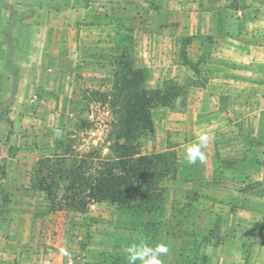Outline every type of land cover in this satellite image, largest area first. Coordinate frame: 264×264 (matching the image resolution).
Instances as JSON below:
<instances>
[{"label": "crops", "instance_id": "0c3cea01", "mask_svg": "<svg viewBox=\"0 0 264 264\" xmlns=\"http://www.w3.org/2000/svg\"><path fill=\"white\" fill-rule=\"evenodd\" d=\"M4 1L0 4L5 17ZM24 4L33 8V14L19 16L17 24L36 25L21 33L15 48L20 55L18 90L10 107L49 104L54 101L52 87H65L70 103L86 102L92 96L110 99L117 60L124 54L133 69L144 73L147 90L168 82L184 91V106L174 111L164 107L161 122L165 131L191 139L175 147L163 146L159 152L198 143L201 133L207 132L214 136L205 149L207 166L219 156L226 167H244L239 161L254 153L259 171L246 169L264 182L263 146L248 150L240 142L245 136H254L255 142L264 137V0H29ZM13 35L18 36L17 29ZM227 135L238 138V154L232 157L217 155L223 150L217 139ZM229 149L224 147L227 153ZM14 161L17 168L23 167L24 160ZM25 179V173L21 178L12 176L15 183L26 185ZM20 188L5 192L4 197L0 194V264H41L39 239L32 238L39 223L35 215L40 198L37 192ZM229 242L234 243L231 260L243 264L242 245ZM174 255L176 264L180 252ZM51 259L43 264H64L60 255Z\"/></svg>", "mask_w": 264, "mask_h": 264}, {"label": "rangeland", "instance_id": "374dc122", "mask_svg": "<svg viewBox=\"0 0 264 264\" xmlns=\"http://www.w3.org/2000/svg\"><path fill=\"white\" fill-rule=\"evenodd\" d=\"M6 1L7 5L13 7L16 21L19 16L27 15L33 10L28 5H22L29 0ZM2 7L0 4V107L6 112L12 125L9 128L4 124L1 111L0 194L4 197L5 192L9 194L16 187H21V190L35 191L39 195L35 215L39 223L34 227L32 238L39 239L38 252L43 255L38 259L41 264L47 260L52 261V257L59 255L64 264H100L107 255L124 258L128 264L126 248L141 242L150 247L157 244L169 247V253L160 257L162 264L165 261L173 264L175 252H180V259L176 264H241L231 260L234 243H230V240L242 245L243 264H264V182L257 181L246 169L257 171L254 153H248L239 161L245 168L226 167L225 161H221L217 155L232 157L238 154V138L232 135L217 139L223 152L216 155L211 166L206 165L208 160L203 164L199 161L189 164L185 160L186 147L159 152L163 146L175 147L191 139V136L182 135L178 131L164 130L161 122L164 114H161L165 106L159 103L153 104L151 108L154 131L152 135L140 140V152L143 155H155L165 175L166 194L161 217L148 216L145 226L140 228L129 222L130 216L115 206L102 203L91 205L85 213L60 209L54 217L45 218V215L51 214H45L48 203L42 193L31 187L37 161L62 156L65 151L71 153L66 157L92 155L101 160L111 159L110 146L115 142L113 123L118 108L112 106L111 98L99 100L95 96L86 102L70 103L69 97L65 95V87H52L54 101L49 104L19 103L18 110L14 106L10 107L11 75L6 66L8 49L4 36L10 11L4 8V17ZM35 25L36 22L32 21L20 22L11 30V34L16 29L18 31V36L12 37V63L15 67L20 62V55H16L15 48L21 42V33L31 30ZM4 93L6 98L3 101ZM176 106L180 108V105ZM176 106L168 109L174 111ZM37 108L43 111L37 113ZM259 138L261 141L255 142L254 136H245L240 142L248 150L254 147L258 150L263 146L264 152V137ZM230 146L236 151L231 150ZM224 147L230 148L229 153ZM205 149L202 151L205 152ZM16 158L24 160L23 167L17 168L14 165ZM26 166L28 168L24 171ZM24 173L26 185L12 181L13 175L21 178ZM241 173L244 175L240 178ZM156 222H159L156 224L158 229L154 225ZM203 235L208 236L209 242L205 245L200 244ZM61 249H65L68 255H64ZM136 264L141 262L137 260Z\"/></svg>", "mask_w": 264, "mask_h": 264}, {"label": "trees", "instance_id": "16d2710c", "mask_svg": "<svg viewBox=\"0 0 264 264\" xmlns=\"http://www.w3.org/2000/svg\"><path fill=\"white\" fill-rule=\"evenodd\" d=\"M5 8L10 11L4 36L8 49L6 66L11 75L8 105H12L18 90V73L12 63L11 30L17 21L13 7L5 5ZM32 14L30 11L27 15L30 17ZM117 64L119 70L109 95L112 106L118 108L112 132L115 142L110 146L112 158L101 160L92 155L66 157L71 153L65 151L62 156L39 159L31 187L42 193L48 203L45 214L60 209L85 213L93 204L106 203L130 216L129 222L136 227L143 228L145 219L150 215L161 217L166 194L165 175L155 155L141 154L140 140L153 134V104L169 108L178 104L183 107L184 91L168 82L162 88L147 90L144 73L132 68L128 56L121 54ZM2 112V121L11 128L12 122L6 112ZM156 224L159 222L154 224L158 229ZM207 237H201V245L209 242ZM100 264H126V260L107 255Z\"/></svg>", "mask_w": 264, "mask_h": 264}, {"label": "clouds", "instance_id": "9594fccd", "mask_svg": "<svg viewBox=\"0 0 264 264\" xmlns=\"http://www.w3.org/2000/svg\"><path fill=\"white\" fill-rule=\"evenodd\" d=\"M177 103L179 101L177 100ZM59 135V132L57 133ZM214 136L203 132L198 137V143H194L185 148V160L189 164H196L199 161L201 164L206 162V154L202 151L206 148ZM64 255H68L65 249H61ZM128 264H136L139 260L141 264H162L160 257L169 253V247L165 244H157L155 247H150L146 243H133L126 248Z\"/></svg>", "mask_w": 264, "mask_h": 264}]
</instances>
